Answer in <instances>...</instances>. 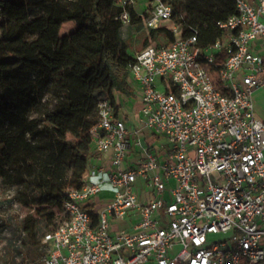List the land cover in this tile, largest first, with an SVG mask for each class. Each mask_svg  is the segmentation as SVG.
Here are the masks:
<instances>
[{
	"label": "built area",
	"instance_id": "built-area-1",
	"mask_svg": "<svg viewBox=\"0 0 264 264\" xmlns=\"http://www.w3.org/2000/svg\"><path fill=\"white\" fill-rule=\"evenodd\" d=\"M234 2L202 47L170 0H113L115 19L126 25L133 13L172 39L134 52L128 66L140 126L115 102L97 103L91 151L102 158L65 190V221L41 238L43 264H264V120L254 104L264 88V0Z\"/></svg>",
	"mask_w": 264,
	"mask_h": 264
},
{
	"label": "trees",
	"instance_id": "trees-1",
	"mask_svg": "<svg viewBox=\"0 0 264 264\" xmlns=\"http://www.w3.org/2000/svg\"><path fill=\"white\" fill-rule=\"evenodd\" d=\"M174 17L198 30L202 47L220 36L219 21L235 13L234 0H170ZM113 0H4L0 30V180L14 189L27 213L18 223L8 264H43L41 238L55 220L68 187L79 188L92 148L96 105L115 91L132 95L128 42L143 24L115 19ZM75 27L62 33V26ZM143 41L149 45L156 32ZM118 109V107H117ZM7 223L0 224V231ZM22 232L24 235H22ZM22 249V250H21ZM26 254V255H25Z\"/></svg>",
	"mask_w": 264,
	"mask_h": 264
},
{
	"label": "rangeland",
	"instance_id": "rangeland-1",
	"mask_svg": "<svg viewBox=\"0 0 264 264\" xmlns=\"http://www.w3.org/2000/svg\"><path fill=\"white\" fill-rule=\"evenodd\" d=\"M141 2V0H138ZM264 21V19H263ZM164 25H169L170 22L166 21L163 23ZM75 27L73 22H66L61 29L62 33H67L71 31ZM149 29L142 26L140 29H135L133 31V38L128 42L129 50L133 54L134 52L140 51L143 46V41L145 37L148 36ZM169 38H165L164 33L156 32L155 38L151 39L150 44H158L165 45L169 42ZM114 102V100H113ZM264 105V103H263ZM264 112V106L262 108ZM264 116V113L261 115ZM263 118V117H261ZM134 123H131L130 126H135ZM27 213L26 208L21 206L19 202L14 198V189L11 186H8L0 180V224L6 222L7 226L0 231V264H8L15 260L16 262H20L22 257L24 256L25 250L23 253H19L16 250V241L18 240V230L20 225L18 221L20 220V214ZM66 217L61 209L58 212L57 218L55 220V227H59L64 223ZM215 239L223 238L222 235H216ZM22 250V249H21ZM46 253V250H45ZM26 255V254H25ZM44 254L40 255L36 262L43 263Z\"/></svg>",
	"mask_w": 264,
	"mask_h": 264
},
{
	"label": "crops",
	"instance_id": "crops-1",
	"mask_svg": "<svg viewBox=\"0 0 264 264\" xmlns=\"http://www.w3.org/2000/svg\"><path fill=\"white\" fill-rule=\"evenodd\" d=\"M128 81L133 91L132 95H126L124 93L115 91L113 93V99L114 102L117 104L120 115L125 119L126 124L130 126L131 123H134L135 126L132 127H138L140 126L139 118H140V106H141L139 87L129 78ZM263 103H264V88L257 91L254 94L256 115L262 120H264V116H261L264 113L262 111V108L264 106ZM143 138L145 142H150L152 136L150 135V133L146 132ZM162 142H163L162 139L159 138L155 139L154 143L152 144L153 150L159 152L161 149ZM101 158L102 155L100 153L96 152L95 150L91 151L90 158L88 161V167L97 165ZM106 195L107 194H104V196ZM122 224L123 223H119L120 226H122Z\"/></svg>",
	"mask_w": 264,
	"mask_h": 264
}]
</instances>
